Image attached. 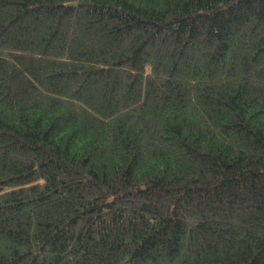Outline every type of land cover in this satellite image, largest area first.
I'll return each mask as SVG.
<instances>
[{
  "label": "trees",
  "instance_id": "trees-1",
  "mask_svg": "<svg viewBox=\"0 0 264 264\" xmlns=\"http://www.w3.org/2000/svg\"><path fill=\"white\" fill-rule=\"evenodd\" d=\"M0 264H264V0H0Z\"/></svg>",
  "mask_w": 264,
  "mask_h": 264
}]
</instances>
